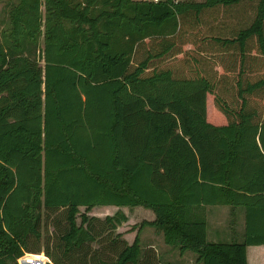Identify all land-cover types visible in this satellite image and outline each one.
<instances>
[{"label":"trees","instance_id":"16d2710c","mask_svg":"<svg viewBox=\"0 0 264 264\" xmlns=\"http://www.w3.org/2000/svg\"><path fill=\"white\" fill-rule=\"evenodd\" d=\"M243 6L249 23L204 37L239 56L235 89L158 64L181 50L187 18ZM251 56L264 67V0H18L0 31V264L41 251L43 215L58 212L56 246L91 264L92 242L128 219L80 212L106 204L152 209L144 223L199 264H249L248 246L264 244V74L245 75ZM209 94L227 121L211 119ZM214 204L244 210L242 239L209 240ZM111 242L102 264L144 262L139 233Z\"/></svg>","mask_w":264,"mask_h":264},{"label":"rangeland","instance_id":"374dc122","mask_svg":"<svg viewBox=\"0 0 264 264\" xmlns=\"http://www.w3.org/2000/svg\"><path fill=\"white\" fill-rule=\"evenodd\" d=\"M17 2L18 0H0V31L8 25L9 11ZM252 15L253 7L250 6L232 8L220 7L214 10L205 11L202 20L196 21L194 17L187 18L183 28L184 31L174 38L176 48L181 50L171 51V53L165 56V58H163L158 64L160 66H169L174 69L176 73L187 76L195 74V70L198 69L199 72L202 71V73L209 75L216 81H220V87L229 89L230 91L232 88L235 89L234 81L240 70L239 59L236 62L235 59L239 58V56L235 53L233 54L231 51L222 49L218 45H212V41H208L204 39V37L207 35L211 36L212 34H228L235 27L249 23ZM43 37L44 36L41 37L42 45ZM253 57L254 56L249 57V60L251 63L255 64L259 59ZM41 62L44 63V60ZM254 70L255 71L252 73L245 72V75L247 73L246 76L248 78L255 79L264 74V67H262L261 60L256 64ZM232 92H234V90ZM232 92L228 93V95L232 94ZM208 106L209 116L212 120L217 122L227 121L226 116L216 108L214 96L212 94L208 95ZM140 206L147 211H152L150 208H146L142 205ZM118 208L96 205L92 209L87 210L85 206H80V212H86L90 216L96 215L101 219H104L106 215H108L107 213L110 211L114 213ZM120 209H124L123 211L128 213V219L123 221L110 235L101 236L99 240L92 242V246L96 249V252L92 258L91 264H102L101 260H113L116 258L118 249L116 248L117 245L111 242L112 238L120 240L126 239L129 243H132L135 239H133V235H137V233H139L143 246L144 262L141 264H146V251L150 254L149 261L154 264H196L197 254L195 252L188 250L185 253H181L178 247L165 242L162 230L157 226L156 228L151 226L147 222L144 223V220H147L150 217L149 212L140 211V208H136L135 206H123V209L122 207ZM226 213L228 212L221 210L216 211L214 218L221 217ZM43 217V236L38 243L41 245V251H27L24 255H30L33 258H37L42 264L45 261L47 263L48 261H51V257L46 251V248H49L51 252L61 257L64 264H86L88 259H84L82 253L79 255L77 252L72 258L65 257L62 249L56 246L61 230L59 227L55 228V223L58 225L62 222L63 226H65L66 220H64V215L61 212L50 214L44 213ZM78 221H81L80 214L78 215ZM96 225H100V221H96ZM213 225L214 228H212V232L217 229L216 222L213 223ZM214 237L213 233L211 236V227H209V240L226 241V238H230V235L228 237L224 234L223 237L212 239ZM151 242L155 243L156 246H147L148 244H151ZM248 254L251 255V260L253 258L251 261L252 264H264V257L259 256V253H257L254 248H250ZM259 258H261V260H259Z\"/></svg>","mask_w":264,"mask_h":264},{"label":"crops","instance_id":"0c3cea01","mask_svg":"<svg viewBox=\"0 0 264 264\" xmlns=\"http://www.w3.org/2000/svg\"><path fill=\"white\" fill-rule=\"evenodd\" d=\"M123 206H126V205H123ZM123 206H118V205H115V204H106L105 205V207H109V208H113V207L118 208L119 207L118 209H120L121 207L123 209ZM135 207L136 208H140L139 209L140 211L142 210V211L150 213V217L147 220L152 221V220H154L156 218L155 212L152 209L151 210L153 212L150 211V210L147 211V210L143 209L140 205H137ZM230 208L231 207L228 204H214V205H207L206 208L204 209L203 213L206 216L207 221H208V233H209V227H211V236H212V233L215 236L212 239H217V238L223 237L224 234L226 236H228V237L230 235V238H226L227 240L242 239L244 231H245L244 210L242 208H240L238 213H237V215L233 216V214H231L232 212H231ZM219 210L226 211L228 213L222 215L221 217L214 218L215 212L219 211ZM107 214H113V212L110 211ZM127 215H128V213H127ZM215 222H216V228L217 229H216V231L213 230V232H212V228H214L213 227L214 226L213 223H215ZM150 225L156 228L155 225H152V224H150ZM220 229H221V231H220ZM162 235H163V232H162ZM135 236H136V234L133 235V239L135 238ZM147 246L155 247L156 245H155V243L151 242V244H148ZM250 248H254L256 250V252L259 253V256L264 257V244H252V245H249L248 246V251H249ZM249 257H250V259H249ZM248 260H249V264H252L251 261L253 260V258L251 260V255L250 254H248ZM196 264H199V263L196 262Z\"/></svg>","mask_w":264,"mask_h":264},{"label":"built area","instance_id":"2783aa9c","mask_svg":"<svg viewBox=\"0 0 264 264\" xmlns=\"http://www.w3.org/2000/svg\"><path fill=\"white\" fill-rule=\"evenodd\" d=\"M155 1H158V0H155ZM24 256H26V255H23V256H21V257H19L18 258V263L19 264H26L27 262L25 261V259H24ZM49 258V257H48ZM44 264H46L45 262H44Z\"/></svg>","mask_w":264,"mask_h":264}]
</instances>
